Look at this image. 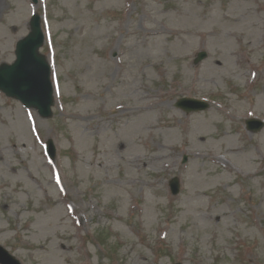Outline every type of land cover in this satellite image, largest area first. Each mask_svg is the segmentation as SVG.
<instances>
[{"label":"rangeland","instance_id":"obj_1","mask_svg":"<svg viewBox=\"0 0 264 264\" xmlns=\"http://www.w3.org/2000/svg\"><path fill=\"white\" fill-rule=\"evenodd\" d=\"M34 12L53 113L0 92V244L22 264H264V127L245 128L263 0H0V63Z\"/></svg>","mask_w":264,"mask_h":264},{"label":"water","instance_id":"obj_2","mask_svg":"<svg viewBox=\"0 0 264 264\" xmlns=\"http://www.w3.org/2000/svg\"><path fill=\"white\" fill-rule=\"evenodd\" d=\"M30 33L19 40L16 45V60L12 64L0 65V90L8 96L20 100L28 107H34L42 117L51 116L52 85L50 82L49 66L45 58L38 53V48L43 42L39 17L33 15L30 21ZM204 53L198 55V59L204 57ZM177 106L186 111L202 110L208 107L204 101L182 98L178 100ZM247 128L257 131L263 126L258 119L246 121ZM48 153L54 156V147L48 142ZM173 194L179 190L177 178L170 181ZM0 262L4 264H18L9 254L0 248Z\"/></svg>","mask_w":264,"mask_h":264},{"label":"bare ground","instance_id":"obj_3","mask_svg":"<svg viewBox=\"0 0 264 264\" xmlns=\"http://www.w3.org/2000/svg\"><path fill=\"white\" fill-rule=\"evenodd\" d=\"M146 36H152V33H147V35ZM158 47V46H157ZM183 48H184V46H183ZM125 110L124 109H122V107H120V106H118L117 108H116V113L117 114H120L121 112H124ZM208 124H206V126H207ZM203 126H205V124L203 125ZM199 182V181H198Z\"/></svg>","mask_w":264,"mask_h":264}]
</instances>
